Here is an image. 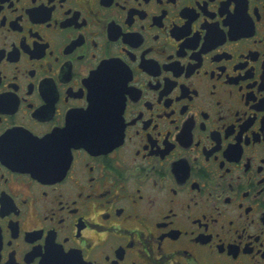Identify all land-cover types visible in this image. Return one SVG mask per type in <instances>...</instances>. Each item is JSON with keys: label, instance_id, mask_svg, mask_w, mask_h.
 I'll return each mask as SVG.
<instances>
[{"label": "flooded vegetation", "instance_id": "af4514ba", "mask_svg": "<svg viewBox=\"0 0 264 264\" xmlns=\"http://www.w3.org/2000/svg\"><path fill=\"white\" fill-rule=\"evenodd\" d=\"M0 264H264V0H0Z\"/></svg>", "mask_w": 264, "mask_h": 264}, {"label": "water", "instance_id": "95a60500", "mask_svg": "<svg viewBox=\"0 0 264 264\" xmlns=\"http://www.w3.org/2000/svg\"><path fill=\"white\" fill-rule=\"evenodd\" d=\"M84 125H86V124H84ZM87 125H91V124H87Z\"/></svg>", "mask_w": 264, "mask_h": 264}]
</instances>
